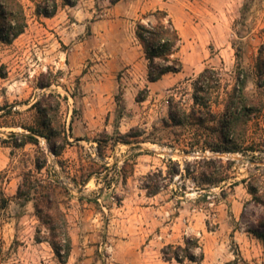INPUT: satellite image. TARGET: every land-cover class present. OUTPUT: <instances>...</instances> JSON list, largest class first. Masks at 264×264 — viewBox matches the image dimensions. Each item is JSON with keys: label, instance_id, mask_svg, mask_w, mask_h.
<instances>
[{"label": "rangeland", "instance_id": "1", "mask_svg": "<svg viewBox=\"0 0 264 264\" xmlns=\"http://www.w3.org/2000/svg\"><path fill=\"white\" fill-rule=\"evenodd\" d=\"M19 1L27 28L12 44L0 43V264H120L105 252L114 216L125 206L124 199L137 200L139 207L149 205L137 199L145 177L158 171L164 176L176 169L173 163L180 165L181 173L171 180L157 179L161 189L154 202L183 210L187 225L202 224V230L188 237L197 242L198 248L191 249L195 260L201 251L199 264H264V243L251 233L263 212L240 183L264 170V153H185L177 140L186 133L168 119L171 98L187 108L192 105V82L205 68L220 71L227 90L241 72L247 77L246 90L257 93L264 0H121L115 5L110 0H78L74 7L57 0L51 18L35 14L41 0ZM158 9L179 32L182 69L151 84L134 29L140 20L155 24L150 14ZM47 83L50 87L39 88ZM142 90H147L146 99L139 103ZM49 92L62 98L59 119L70 142L58 157L42 137H36L37 145L23 147H15L10 138L36 128L31 106ZM213 110L220 112L221 107ZM131 128L145 131L148 141L122 144L119 136ZM247 135L263 149L264 114L249 124ZM99 141L101 156L96 152ZM215 157L233 161L227 179L219 184L203 180V167L195 162ZM36 163L45 167L37 170ZM28 173L32 188L60 183L56 196L72 241L65 263L44 241L48 229L35 214L37 195L30 202L17 198ZM235 182L238 185L232 186ZM3 200L6 206L1 208Z\"/></svg>", "mask_w": 264, "mask_h": 264}, {"label": "trees", "instance_id": "2", "mask_svg": "<svg viewBox=\"0 0 264 264\" xmlns=\"http://www.w3.org/2000/svg\"><path fill=\"white\" fill-rule=\"evenodd\" d=\"M121 0H110L111 5ZM78 0H62V4L74 7ZM58 9L57 0H41L35 6V14L45 18H51ZM155 24H145L142 20L136 22L134 37L141 47L144 59L147 62L146 80L148 83H156L164 76L177 74L182 69V62L178 57L181 44V37L172 20L164 10H156L151 13ZM27 28V16L25 8L19 0H0V43L10 45L19 38ZM238 56V53H236ZM236 73L235 82L230 90L222 84L221 73L212 68H205L192 82V105L187 108L180 100L173 98L168 104V119L170 125L181 129L186 134L177 140V144L183 147V152L190 153L195 150L202 152L209 151L215 154L240 153L255 154L264 153V141L260 144L248 139L249 124L263 117L264 114V42L260 45L255 65L256 94H250L246 90L247 77ZM51 83L40 84L39 88L50 87ZM223 90V93H222ZM147 90L139 92L136 101L142 102L146 99ZM221 93L223 97L219 100ZM62 98L59 94L49 92L38 99L31 109L35 110L37 126L27 127L30 134H11L15 147H23L30 143L37 145L36 137L45 139L48 150L55 157H58L70 145L66 136L65 127L59 119V110ZM213 107H221L220 112L213 110ZM164 121V126H168ZM145 131L139 128H131L129 132L120 135V141L124 145L145 143L143 138ZM19 141V142H18ZM101 142H97V156H101ZM260 149V150H259ZM252 161L258 160L251 156ZM203 167L201 178L208 179L214 184L225 182L227 173L231 169L233 161H224L220 157L202 158L195 160ZM172 163V162H171ZM36 169L41 170L44 164L36 163ZM175 170H169L163 176L161 171L151 173L145 177V184L142 189L147 195L155 196L161 189L157 180H171L174 174H180L181 169L178 163H173ZM185 173H190L189 164L184 168ZM30 174L23 176L22 182L17 190V198L25 202L33 201L35 214L45 225L48 234L44 241L51 246L55 256L61 263H65L72 250V241L68 233L65 213L60 207L56 196V188L61 187L59 182H50L48 185H40L41 188H32ZM89 177V176H88ZM89 181V178L82 180V184ZM246 188L251 202L254 206L260 207L263 214L256 220L257 227L251 230L253 236L264 243V170L250 173L240 181ZM233 185H238L235 182ZM6 202H1V208ZM40 242V238H37ZM192 248H198L196 240L185 238L184 246H166L162 250L165 261L175 259L177 262L188 260L199 264L203 260V253L200 251L198 262L195 260ZM172 251L169 256V252ZM181 254V255H180Z\"/></svg>", "mask_w": 264, "mask_h": 264}, {"label": "crops", "instance_id": "3", "mask_svg": "<svg viewBox=\"0 0 264 264\" xmlns=\"http://www.w3.org/2000/svg\"><path fill=\"white\" fill-rule=\"evenodd\" d=\"M157 196L141 190L137 199L149 203L144 207H139L137 200H123L126 204L118 209L107 232L111 260L120 264H186L175 259L165 261L162 250L166 246H184L185 238L202 230V224L187 225L189 218H185L183 210L170 209L167 204L157 206Z\"/></svg>", "mask_w": 264, "mask_h": 264}, {"label": "built area", "instance_id": "4", "mask_svg": "<svg viewBox=\"0 0 264 264\" xmlns=\"http://www.w3.org/2000/svg\"><path fill=\"white\" fill-rule=\"evenodd\" d=\"M105 252L109 254L111 252V247L105 245Z\"/></svg>", "mask_w": 264, "mask_h": 264}, {"label": "water", "instance_id": "5", "mask_svg": "<svg viewBox=\"0 0 264 264\" xmlns=\"http://www.w3.org/2000/svg\"><path fill=\"white\" fill-rule=\"evenodd\" d=\"M218 156H222V155H218Z\"/></svg>", "mask_w": 264, "mask_h": 264}]
</instances>
